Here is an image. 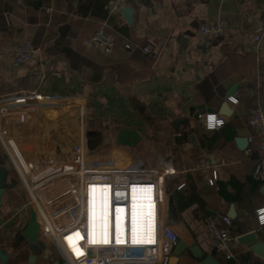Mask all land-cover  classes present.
Listing matches in <instances>:
<instances>
[{
  "label": "crops",
  "instance_id": "1",
  "mask_svg": "<svg viewBox=\"0 0 264 264\" xmlns=\"http://www.w3.org/2000/svg\"><path fill=\"white\" fill-rule=\"evenodd\" d=\"M111 1L0 0V106L16 97L37 99L33 122L9 119L13 135L28 155L61 158L84 133L92 167L106 157L114 161L111 167L169 168L163 217L179 234L170 264H200L209 254L220 264H264V224L257 218L264 207V182L253 176L264 151L257 138L248 144L250 151L237 142L255 133L249 116L264 107V0H129L130 19L123 10L110 13ZM219 18L229 20L228 31L212 45L202 42L200 26ZM100 29L116 38L111 54L84 44ZM25 41L36 52L30 62L16 65L14 52ZM146 44L152 53L143 51ZM234 84L236 105L227 99ZM207 85L213 92L206 91ZM201 103L206 108L198 109ZM198 112H217L226 122L207 129ZM123 129L138 135L121 142ZM88 131L93 132L89 137ZM9 165L0 141V167L8 170L0 204V250L9 255L6 264H50L42 253L31 260L26 242L22 254L9 249L30 217L23 209L25 185ZM213 171L218 178L212 186ZM133 197L132 240H150L153 196L139 189ZM216 213L232 217L229 258L210 247L204 217ZM90 215L91 236L98 240L107 231L109 240L107 197L102 203L93 199ZM121 220L119 213L122 241Z\"/></svg>",
  "mask_w": 264,
  "mask_h": 264
},
{
  "label": "built area",
  "instance_id": "2",
  "mask_svg": "<svg viewBox=\"0 0 264 264\" xmlns=\"http://www.w3.org/2000/svg\"><path fill=\"white\" fill-rule=\"evenodd\" d=\"M128 1L112 0L109 4L110 13L120 12ZM229 27L230 22L226 18L204 23L199 29V39L212 45ZM256 40L260 41L261 35H257ZM84 44L88 48H99L106 54H111L116 38L100 29L86 37ZM126 47L130 48L131 44L126 43ZM143 51L152 53V45L146 44ZM35 52L36 46L31 41L23 42L14 52V63L22 65L30 62ZM227 99L234 105L239 101L235 95H229ZM36 113L37 99L34 96L6 100L0 106V141L25 185L27 200L23 209L36 211L40 231L53 238L63 264H170L172 249L179 241V234L173 226L164 222L163 217L164 183L172 171L163 166L92 167L87 162L84 133L73 139L71 148L64 157L44 158L37 153L28 155L13 135L9 119L13 118L16 124H28L36 119ZM198 117L204 120L206 128L210 130L221 128L226 122L217 112L199 113ZM248 122L255 132L247 137L248 144L257 138L259 148L264 151V107L257 106L251 112ZM247 148L251 150L250 147ZM253 176L264 182V156L257 162ZM217 178V172L213 171L209 184L215 185ZM184 185L182 183L179 188ZM139 189H146L153 196L155 220L151 239L135 240L134 243L133 192ZM106 197L109 201V240H97L90 233L95 229L91 226L90 210L93 199L102 203ZM119 213H122L121 227L125 230V239L122 241L117 237L116 218ZM257 218L263 225L264 207L258 210ZM196 220L193 217V221ZM204 223L211 249L224 253L228 258L232 257L233 243L228 230L232 217L216 213L205 216ZM102 236L103 232L99 234V237ZM70 244L75 245L80 253L76 254Z\"/></svg>",
  "mask_w": 264,
  "mask_h": 264
},
{
  "label": "water",
  "instance_id": "3",
  "mask_svg": "<svg viewBox=\"0 0 264 264\" xmlns=\"http://www.w3.org/2000/svg\"><path fill=\"white\" fill-rule=\"evenodd\" d=\"M128 12H129V6L123 9V13L128 17V19H130L128 16ZM236 88H237V84H234L230 88L228 95H233L236 92ZM227 105L228 104L225 103V106ZM197 108L201 110L203 108H206V105L204 103H201L197 106ZM208 110L213 111V109L210 107L208 108ZM199 113L200 112H198L197 115H199ZM92 134H93L92 131L87 132L88 137L91 136ZM137 135L138 134H136L134 130L123 129L121 130V133H120V141L125 142V140H123L124 137L133 138L134 136L136 137ZM237 142H238L239 147L243 150H245L248 147L247 137H240L237 139ZM7 175H8V170L6 168L0 167V204L2 202L1 198H2L3 191L5 189ZM17 239L20 241H26L28 244H30V247L33 251V253L30 256V259L33 261L36 260L38 255L44 252L45 246H44V243L40 240V222L38 221L37 213L34 209L30 210L29 220L25 228L17 234ZM240 239L242 240L244 238L241 237ZM0 258L2 260V264H6L9 258V255L5 249L0 250ZM53 264H60V262L56 260L54 261ZM200 264H220V263L212 254H209L206 258H204L200 262Z\"/></svg>",
  "mask_w": 264,
  "mask_h": 264
},
{
  "label": "rangeland",
  "instance_id": "4",
  "mask_svg": "<svg viewBox=\"0 0 264 264\" xmlns=\"http://www.w3.org/2000/svg\"><path fill=\"white\" fill-rule=\"evenodd\" d=\"M91 154V153H89ZM114 161L106 158V157H103V158H100V159H96L92 165L94 167H111V165H113ZM9 169L10 171L15 175L17 176V179H19L20 177L18 176V173L17 171L15 170L14 166L13 165H9ZM40 240L42 242H44V244L46 245L45 246V250L44 252L42 253V255H45L47 256L51 261H50V264L52 261L54 260H57L59 258H61L60 256V253H59V250L57 249L56 245L53 243V238L46 234L45 232H42L40 231ZM9 249L11 251L14 250V248L12 246H9ZM48 252V253H47ZM48 254V255H47ZM49 254H52L50 255L51 257H49ZM62 259V258H61Z\"/></svg>",
  "mask_w": 264,
  "mask_h": 264
},
{
  "label": "flooded vegetation",
  "instance_id": "5",
  "mask_svg": "<svg viewBox=\"0 0 264 264\" xmlns=\"http://www.w3.org/2000/svg\"><path fill=\"white\" fill-rule=\"evenodd\" d=\"M23 242H26V241H20V240L17 239V244L14 245V250H18L17 252H19V253H21V254H22V251L20 250V247L22 246L21 243H23ZM26 243H27V242H26ZM26 245L29 247V249H30L31 252L33 253L32 249H31V247H30V244L27 243ZM1 250H2V249H1ZM20 251H21V252H20ZM6 252H7V251H6ZM19 253H18V254H19ZM21 254H20V255H21ZM38 256H39V255H38ZM38 256H37V257H38ZM0 261H1V263H2L1 258H0Z\"/></svg>",
  "mask_w": 264,
  "mask_h": 264
},
{
  "label": "bare ground",
  "instance_id": "6",
  "mask_svg": "<svg viewBox=\"0 0 264 264\" xmlns=\"http://www.w3.org/2000/svg\"><path fill=\"white\" fill-rule=\"evenodd\" d=\"M107 198H108V197H107ZM104 218H105L106 221L110 219V218H109V215H105ZM99 224H100V222H99ZM109 229H110V228H109ZM104 230H108V226L106 227V225H105ZM102 239H103V240H108V237H107V231H105V232L103 233Z\"/></svg>",
  "mask_w": 264,
  "mask_h": 264
},
{
  "label": "trees",
  "instance_id": "7",
  "mask_svg": "<svg viewBox=\"0 0 264 264\" xmlns=\"http://www.w3.org/2000/svg\"><path fill=\"white\" fill-rule=\"evenodd\" d=\"M210 89H211V85H207V86H206V91H209ZM211 90H212V89H211ZM212 92H213V90H212ZM57 260L60 262V264H63L61 258H59V259H57Z\"/></svg>",
  "mask_w": 264,
  "mask_h": 264
},
{
  "label": "snow or ice",
  "instance_id": "8",
  "mask_svg": "<svg viewBox=\"0 0 264 264\" xmlns=\"http://www.w3.org/2000/svg\"><path fill=\"white\" fill-rule=\"evenodd\" d=\"M133 242L135 243L136 241L134 240Z\"/></svg>",
  "mask_w": 264,
  "mask_h": 264
}]
</instances>
